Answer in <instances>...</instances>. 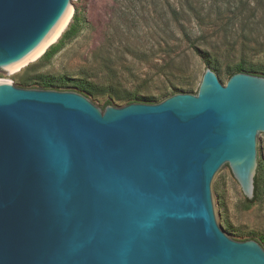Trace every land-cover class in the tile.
Instances as JSON below:
<instances>
[{"label": "water", "instance_id": "95a60500", "mask_svg": "<svg viewBox=\"0 0 264 264\" xmlns=\"http://www.w3.org/2000/svg\"><path fill=\"white\" fill-rule=\"evenodd\" d=\"M76 6L0 0V72L34 60ZM261 136V74L224 84L208 66L195 93L104 107L0 81V264H264L258 240L220 224L215 185L230 167L254 197Z\"/></svg>", "mask_w": 264, "mask_h": 264}, {"label": "rangeland", "instance_id": "374dc122", "mask_svg": "<svg viewBox=\"0 0 264 264\" xmlns=\"http://www.w3.org/2000/svg\"><path fill=\"white\" fill-rule=\"evenodd\" d=\"M199 1L200 18L191 17L185 25L188 36L180 35L176 43L167 24V0H77L84 20L80 32L34 71L86 80L100 93L90 99L104 107L107 100L125 104L113 94L159 100L172 84L195 93L205 69L212 68L209 61L218 64L224 84L242 60L264 70V0ZM243 3L246 9L240 11ZM33 63L15 73L0 72V81L17 84L16 77ZM260 160L264 167V136ZM215 185L220 224L226 229L228 221L232 230H226L239 240L264 237V180L262 195L252 205L230 167Z\"/></svg>", "mask_w": 264, "mask_h": 264}, {"label": "trees", "instance_id": "16d2710c", "mask_svg": "<svg viewBox=\"0 0 264 264\" xmlns=\"http://www.w3.org/2000/svg\"><path fill=\"white\" fill-rule=\"evenodd\" d=\"M168 2V9L170 11L171 18L168 19L167 24L171 29L172 36L175 38V42L178 43L179 36H188L186 31V23L190 21L191 17L200 18L201 10H199V0H173V2ZM246 6L244 3L241 5L240 11L245 10ZM163 17V14L159 16ZM83 13L80 6L75 7V12L73 14L72 20L69 23L68 27L62 33L61 37L58 41L52 44L44 54L32 65H29L25 68L24 72L16 77L17 85L22 87H40V88H52V89H67V90H77L81 93H84L87 96H98L100 93L84 79L79 80H71L67 78H56L55 76L42 74L35 72L37 66L44 65L50 60L64 47V45L75 38L80 32L83 26ZM247 48V45H243L242 52H244ZM209 64L215 71H220V68L217 63H213L209 61ZM238 71H246L249 73L259 74L263 72V69L257 68L254 65L247 64L244 60L237 63L233 70L230 73V76ZM190 83L186 81L185 86H189ZM185 88L188 87H178L175 84L169 85V87L163 89L162 98L159 100H154L153 97H148L147 99L141 100L138 96L131 95H112L113 100H121L123 103H130L134 101H145V102H157L169 95H172L176 92H191ZM112 103L111 101H106L105 105ZM104 105V106H105ZM264 180V167L261 160L258 159V168L257 174L255 176V195L252 199L246 198L248 205H252L257 199L260 198L263 192L262 182ZM226 229L232 230L228 221L225 224ZM251 238V237H250ZM259 242L263 245L264 237L259 238Z\"/></svg>", "mask_w": 264, "mask_h": 264}, {"label": "bare ground", "instance_id": "6f19581e", "mask_svg": "<svg viewBox=\"0 0 264 264\" xmlns=\"http://www.w3.org/2000/svg\"><path fill=\"white\" fill-rule=\"evenodd\" d=\"M74 11L75 10H73V11H71L70 13H69V15H68V19H67V23H66V25L64 26V28L60 31V33L56 36V38L49 44V45H51L52 43H54L55 41H57L58 39H59V37L62 35V33H63V31L66 29V27L68 26V24L70 23V21H71V19H72V17H73V14H74ZM49 45L34 59V60H32V61H35V60H37L38 58H40L41 57V55H43V53L45 52V50L49 47ZM32 61H30L29 63H31ZM29 63H27V64H25V65H23V66H21V67H19V68H16V69H12V70H9V71H11L12 73L14 72H17V71H19V70H21L23 67H25L26 65H28Z\"/></svg>", "mask_w": 264, "mask_h": 264}]
</instances>
